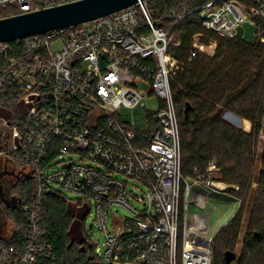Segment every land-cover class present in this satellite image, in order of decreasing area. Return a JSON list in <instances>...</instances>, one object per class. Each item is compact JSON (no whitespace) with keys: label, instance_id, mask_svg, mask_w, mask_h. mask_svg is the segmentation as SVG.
Returning <instances> with one entry per match:
<instances>
[{"label":"built area","instance_id":"built-area-1","mask_svg":"<svg viewBox=\"0 0 264 264\" xmlns=\"http://www.w3.org/2000/svg\"><path fill=\"white\" fill-rule=\"evenodd\" d=\"M74 1L0 0V12L12 9L0 18ZM199 12L202 26L220 36L240 38L238 29L249 24L264 43V0H211ZM189 13L173 9L155 19L147 0H140L90 21L0 43V100L7 98L0 102V171L38 181L32 207L20 206L30 211L29 232L25 238L18 229L0 235V264H65L37 223L43 199L56 185L95 209L105 234V264H213L226 209L212 228V211H191V195L194 205L207 209V189L226 194L229 186L216 159L183 175L170 86L181 68L175 27ZM214 51L195 34L189 59ZM152 97L158 104L150 118L158 126L149 143L139 145L134 120L122 110L146 107L143 101ZM119 174L146 192L134 197ZM132 198L143 209L132 206ZM113 205L132 216L112 213L110 228Z\"/></svg>","mask_w":264,"mask_h":264},{"label":"trees","instance_id":"trees-1","mask_svg":"<svg viewBox=\"0 0 264 264\" xmlns=\"http://www.w3.org/2000/svg\"><path fill=\"white\" fill-rule=\"evenodd\" d=\"M209 1L154 0V4H149L155 19L166 10H190L175 27L181 44L173 50L181 68L170 81L179 120L181 171L186 177L192 176L195 168L204 170L209 161L216 159L222 181L239 186L238 192L229 190L237 198H245L244 207L249 197H253L252 215L240 254L236 245L243 227L244 207L217 234L213 264H264V163L259 174L254 175L258 136L264 131V43L259 39L250 42L224 37L204 28L199 9ZM11 12L12 9H7L0 14L6 16ZM262 31L264 35V22ZM195 34L205 44L217 41L213 55L189 59ZM187 104H190L188 115ZM226 111L246 118L243 120L252 124L251 131L226 121L223 118ZM149 125L148 129L137 131L139 145L148 144L158 126L151 118ZM252 179L259 184L257 190L252 188ZM37 183L35 176L20 178L12 189L18 206L3 208L2 213L9 211L11 219L16 221L22 238L29 232L30 211H23L20 206L32 207ZM90 212L89 202L68 199L57 189L49 191L43 199L37 223L44 240L54 245L62 263L90 264L95 259V244L85 232Z\"/></svg>","mask_w":264,"mask_h":264},{"label":"rangeland","instance_id":"rangeland-1","mask_svg":"<svg viewBox=\"0 0 264 264\" xmlns=\"http://www.w3.org/2000/svg\"><path fill=\"white\" fill-rule=\"evenodd\" d=\"M148 4H154V0H147ZM180 9V8H178ZM168 14V11L162 12L161 17L158 19H163L166 15ZM168 22H165V25H167ZM238 37L244 38L247 41H255L257 39V33L256 29L252 27L249 24H245L244 26H241L238 29ZM207 45L211 46H217V41L211 40ZM212 49V48H211ZM215 53V51H214ZM146 104V107L141 105H136L132 108H124L122 111L125 115V118H128L130 120H134V127L136 130L141 131V130H146L150 127V116H152L153 111L156 109L157 104H158V99L155 97L152 98H147L143 101ZM223 118L233 124L234 126L241 128L242 130L249 132L252 129V124L251 126L239 115L235 114L232 111H226L223 114ZM241 118V123H239V119ZM258 155L256 157V160L254 161V166H255V172L254 175L259 174L260 169L264 163V155H263V150H264V131L261 130L258 136ZM92 165V164H91ZM60 165H57L55 167H59ZM222 176V175H221ZM117 177L121 178L124 181H127V190L129 193H133L134 197L135 196H142L146 192V188L139 184L137 181L134 179H128L124 177L123 175L119 174ZM20 178L14 179V184L18 183ZM224 184H227L229 186L230 190H234L235 192H238L239 186L234 185V184H228L224 182ZM56 189L61 192L66 198L68 199H78L79 196L75 193H72L66 189L63 188L61 185H56ZM259 187L258 182L255 179H252V188L254 190H257ZM208 192L210 193V204H208L207 209H203L200 207H197L194 205L193 202V193L191 195V205H190V210L191 211H200V212H209L212 211V214L210 216V224L211 227L213 228L217 223L219 218L223 215V209L224 207L226 209V214L224 215L220 226L225 225L231 221V219L238 213L240 208L243 209L244 203H245V198L240 197L237 198V195L234 191H228L226 194H220L216 193L214 191H211L210 189H207ZM238 200H241V204L239 209L237 208V202ZM132 206L136 207L137 209H143V205L139 202H137L136 199L132 198L130 201ZM239 204V203H238ZM213 206H220L218 210H213ZM242 206V207H241ZM252 208H253V197H249L248 201H246L244 210H243V227L238 239V243L236 245V252L239 255L241 252V248L243 245V240H244V235L247 230V225L248 221L252 215ZM6 214L1 213L0 215V235L1 236H7L9 235L13 230L18 229V225L15 220H12L10 217L9 211H5ZM112 213H115L117 216H132V212L123 206L120 205H113L111 208V215L109 219V227L112 228L114 219ZM235 214V215H234ZM227 224L225 226H227ZM85 232L88 234V236L92 239L93 243L95 244V250L97 251L96 257L94 260H90V264H105L103 258H102V253L104 250V243H105V234L103 230H100L96 219H95V209L92 208L90 215L88 216L86 223H85ZM114 264H121V263H114ZM236 264V262L234 263Z\"/></svg>","mask_w":264,"mask_h":264},{"label":"water","instance_id":"water-1","mask_svg":"<svg viewBox=\"0 0 264 264\" xmlns=\"http://www.w3.org/2000/svg\"><path fill=\"white\" fill-rule=\"evenodd\" d=\"M140 0H78L41 10L0 18V43L23 39L27 36L46 31L69 27L90 21L104 15L116 12ZM190 104L185 108L188 115ZM241 123V118L238 121ZM13 173L4 171L1 178ZM0 200L8 206L16 207L17 198L7 199L4 186L0 183Z\"/></svg>","mask_w":264,"mask_h":264},{"label":"flooded vegetation","instance_id":"flooded-vegetation-1","mask_svg":"<svg viewBox=\"0 0 264 264\" xmlns=\"http://www.w3.org/2000/svg\"><path fill=\"white\" fill-rule=\"evenodd\" d=\"M0 173H2V172L0 171ZM16 178H18V177H16ZM14 179H15V176L10 175V174H6L0 180V183H2L4 186L5 196L7 199H9L13 195L12 189H13V185L15 182ZM6 205L7 204L5 202L0 200V215L3 212L4 206H6Z\"/></svg>","mask_w":264,"mask_h":264}]
</instances>
